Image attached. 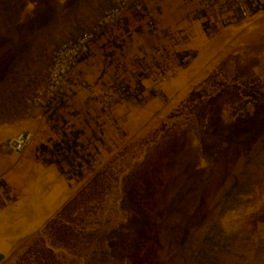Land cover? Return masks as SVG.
<instances>
[{"label": "rangeland", "instance_id": "obj_1", "mask_svg": "<svg viewBox=\"0 0 264 264\" xmlns=\"http://www.w3.org/2000/svg\"><path fill=\"white\" fill-rule=\"evenodd\" d=\"M111 5L0 0V159L54 51ZM192 71L164 107H137L61 215L0 204V264H264V10L218 31Z\"/></svg>", "mask_w": 264, "mask_h": 264}, {"label": "crops", "instance_id": "obj_2", "mask_svg": "<svg viewBox=\"0 0 264 264\" xmlns=\"http://www.w3.org/2000/svg\"><path fill=\"white\" fill-rule=\"evenodd\" d=\"M243 1L252 15L264 10V0ZM240 20L237 0H145L143 12L127 13L120 28L94 41L62 94L45 110L31 105L11 134L30 130L35 138L19 161L9 146L0 159V204L24 202L32 217L57 213L94 160L121 150L137 107L162 108L183 94L217 32ZM117 80L130 97L105 109L89 86Z\"/></svg>", "mask_w": 264, "mask_h": 264}, {"label": "built area", "instance_id": "obj_3", "mask_svg": "<svg viewBox=\"0 0 264 264\" xmlns=\"http://www.w3.org/2000/svg\"><path fill=\"white\" fill-rule=\"evenodd\" d=\"M237 1L241 19L250 17L252 12L247 4L243 0ZM144 3L145 0H112V5L88 31L61 43L52 55L47 72L46 86L37 91V94L28 100V103L37 104L45 110L55 98L62 94L68 77L74 72L81 59L90 53L94 41L110 29L120 28L127 13L143 12ZM190 58L189 55L183 56L182 62L187 63ZM89 87L92 92L98 94V100L105 109L127 100L131 94L122 80L114 81L111 84H92ZM34 138L35 133L33 131L22 130L8 140V146L16 161L23 158Z\"/></svg>", "mask_w": 264, "mask_h": 264}, {"label": "trees", "instance_id": "obj_4", "mask_svg": "<svg viewBox=\"0 0 264 264\" xmlns=\"http://www.w3.org/2000/svg\"><path fill=\"white\" fill-rule=\"evenodd\" d=\"M237 120L242 121V123H244V122L246 121V120L241 119V118H240V119H237ZM72 200H73V199H72ZM70 203H71V200L68 201V202L62 207V209H61L56 215H61L62 212L64 211V209H65ZM53 220H54V219L52 218V220H50L48 224L50 225V222L53 221ZM48 224H47V225H48ZM50 251H51V250H50Z\"/></svg>", "mask_w": 264, "mask_h": 264}]
</instances>
